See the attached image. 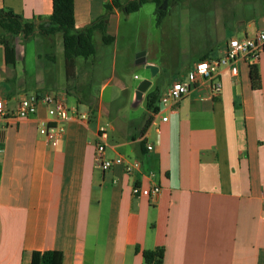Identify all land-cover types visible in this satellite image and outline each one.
<instances>
[{"label": "crops", "instance_id": "1", "mask_svg": "<svg viewBox=\"0 0 264 264\" xmlns=\"http://www.w3.org/2000/svg\"><path fill=\"white\" fill-rule=\"evenodd\" d=\"M73 1L82 27L106 3L127 0ZM146 3L132 13L141 16ZM149 3L144 19L158 28L165 15L157 24L156 5ZM0 8L37 24L51 13L52 0H0ZM128 14L113 7L108 16L113 48L120 18ZM211 23V43L222 41L212 53L190 57L189 50H180L170 60L161 48L160 60H154L141 46L130 54L138 65L156 67L146 76L139 118L105 108L101 95L68 100L76 88L93 83L100 67L96 44L92 59L77 66L76 58L73 77L66 79L63 53L54 49L61 34L37 38L29 84L19 68L24 46L16 44L14 64H6L3 54L0 75L18 86L0 90L8 110L0 119V264H30L32 251L46 249L60 250L62 264H148L141 250L157 247L163 248L162 264H264V50L251 60L238 58L236 75L221 66L222 89L211 99L200 98L209 92L207 83L195 84L175 103L158 102L157 112L146 108V93L158 87L160 76H169L157 88L161 95L172 81L185 79L200 57H219L229 39L253 36L263 27L264 0L227 2V19L214 16ZM251 61L259 69L257 90L250 84ZM52 89L88 114L67 120L56 143L38 130L52 120L44 106L27 118L14 117L22 97ZM102 129L108 133L105 157L121 158L108 169L95 155ZM134 162L138 166L127 171ZM133 185H159L160 191L135 196Z\"/></svg>", "mask_w": 264, "mask_h": 264}, {"label": "rangeland", "instance_id": "2", "mask_svg": "<svg viewBox=\"0 0 264 264\" xmlns=\"http://www.w3.org/2000/svg\"><path fill=\"white\" fill-rule=\"evenodd\" d=\"M234 0H166V14L158 28L144 19L147 12L151 9V4H144L141 16L131 13L120 18L119 29L115 32V46L106 45L101 42L100 34L94 33L93 38L97 48L99 70L94 75L93 83L85 90L75 89L74 94L68 98L74 101L81 96L86 98L102 96L105 108H120V112L139 118L144 108V102L137 106H132L134 90L142 79L151 74V69L138 65L135 60L130 59V54H138L141 46H146L149 50L148 58L160 60L159 52L161 48L165 50L166 57L170 60L178 51L189 50L191 56H199L203 52L212 53L221 45L222 41L215 40L211 43L212 18L216 16L220 21L227 19V2L233 3ZM163 2V1H162ZM2 32L0 28V33ZM37 38L39 35L23 41L18 36L19 45L24 46V60L20 61L19 68L22 66L26 70L25 80L29 84L35 73L32 72L34 53L38 47ZM14 40V38H13ZM56 51H62L60 39L55 43ZM113 49V50H112ZM153 49V50H151ZM151 50V51H150ZM92 59V57H88ZM78 64L86 59L78 56ZM3 50L0 44V68L4 69ZM58 83L62 74L58 64ZM78 68V67H77ZM156 70V69H155ZM154 70V72H155ZM168 75H162L157 83L160 90ZM107 82L103 87L102 84ZM65 84V81L63 82ZM18 86V85H17ZM15 84L6 81L0 75V90L17 87ZM57 90V89H56ZM52 89L51 94L54 93Z\"/></svg>", "mask_w": 264, "mask_h": 264}, {"label": "trees", "instance_id": "3", "mask_svg": "<svg viewBox=\"0 0 264 264\" xmlns=\"http://www.w3.org/2000/svg\"><path fill=\"white\" fill-rule=\"evenodd\" d=\"M153 1L156 5V23H160L166 14V9L160 8L163 0H127L124 3L112 1L104 5V12L94 20L87 21L82 27H77L74 16L73 0H52V11L46 19L35 24L14 14L11 10L0 8V43L3 46L4 61L14 64L17 58L16 44L18 36L25 41L30 37L39 35L42 39L53 37L55 33L61 34L63 63L66 79H71L75 71V60L78 56L87 58L95 54L93 35L95 31L101 34L104 44L114 41V35L107 30V19L113 7L124 14L137 11L145 2ZM14 38V40H13ZM206 58L200 57V59ZM249 79L252 89L261 87L260 74L257 64L251 61L248 64ZM160 91L156 88L146 93V108L150 112L158 111ZM139 251V247H136ZM143 259L148 264H162L163 248L141 250ZM30 264H62V252L56 249L32 251Z\"/></svg>", "mask_w": 264, "mask_h": 264}, {"label": "built area", "instance_id": "4", "mask_svg": "<svg viewBox=\"0 0 264 264\" xmlns=\"http://www.w3.org/2000/svg\"><path fill=\"white\" fill-rule=\"evenodd\" d=\"M264 50V26L259 28L253 36H244L243 38H231L226 44L223 54L219 57L203 58L196 61L188 71L185 79L172 81L162 92L159 98L161 105L175 103L183 96L189 93L195 84L207 83L209 92L201 95V99H211L214 95L220 93L222 82L219 78L220 67L226 65L229 67L232 75L237 74L235 62L238 58L254 59L260 51ZM39 105L45 107L47 114L52 118L47 123L39 126V133L45 137L48 142L56 143L65 131L64 123L70 118L87 119V112L78 111L76 106L68 105L64 99L57 94L49 92L34 93L30 96L22 97L15 108L14 117L27 118L37 111ZM8 115L4 100L0 97V119ZM167 117H162L166 120ZM108 133L105 129L97 133L96 160L102 169H108L115 163L121 162V158L105 157V146ZM152 148L151 144L147 145ZM139 162L127 164L125 169L129 171L132 166H138ZM160 191L159 185L142 187L133 185L131 193L135 196L156 197Z\"/></svg>", "mask_w": 264, "mask_h": 264}, {"label": "water", "instance_id": "5", "mask_svg": "<svg viewBox=\"0 0 264 264\" xmlns=\"http://www.w3.org/2000/svg\"><path fill=\"white\" fill-rule=\"evenodd\" d=\"M165 5H166V0H163V2L160 5V8H164ZM147 67L151 69V74H153L154 70L156 69L155 65L148 64ZM149 83H150L149 79H146V78L142 79L139 82V84L137 85L136 89L134 90L132 105L135 106L141 101V99L143 97V94L146 91Z\"/></svg>", "mask_w": 264, "mask_h": 264}]
</instances>
